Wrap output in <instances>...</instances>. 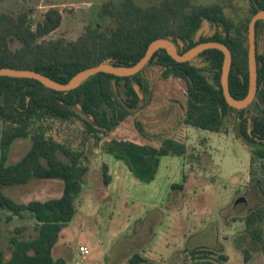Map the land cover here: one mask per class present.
Returning <instances> with one entry per match:
<instances>
[{
  "label": "trees",
  "instance_id": "obj_1",
  "mask_svg": "<svg viewBox=\"0 0 264 264\" xmlns=\"http://www.w3.org/2000/svg\"><path fill=\"white\" fill-rule=\"evenodd\" d=\"M236 0L198 3L196 0H162L158 5L142 6L135 0L108 1L102 4L100 15L111 18L110 30L87 26L74 40L49 39L63 21L59 8L51 7L40 22L30 12L17 15L0 13V68L33 70L60 82H69L77 73L106 63L133 66L139 62L149 45L160 38L171 40L180 54L201 42L226 44L233 61L229 77L231 95L243 99L249 91V24L253 16L264 10V0H241L247 4L245 16L228 15ZM208 23L211 33L199 32ZM264 33V19L256 24L258 92L254 102L245 109L231 107L224 96L221 76L224 53L210 49L188 62L175 61L165 49L158 50L144 70L134 76L118 77L98 73L78 88L63 92L50 89L28 78L0 77V224L2 211L6 218L22 217L29 212L38 223V235L31 240L13 237L11 257L5 260L0 251V264H63L53 257L60 235L74 218L76 199L83 190L88 172L81 165L82 152L47 135L46 120L84 123L88 134L100 140L137 113L152 98V85L145 70L155 67L164 76L181 77L186 83L185 125L223 132L228 117L234 119L235 137L251 149V165L258 161L264 167V53L259 52L258 39ZM13 43H19L13 47ZM255 106L260 113L252 110ZM137 128L143 129L137 123ZM31 137L32 143L24 157L7 164L13 143ZM106 153L125 162L129 171L143 182L156 179L161 159L166 156L185 157L184 138H167L160 147L133 141H117L105 146ZM63 154L68 158H61ZM104 164V183L112 177ZM34 179L61 180L63 192L59 198L18 202L5 192L7 187L30 183ZM186 181V176H183ZM264 194V178H258ZM173 187L181 188L182 185ZM245 229L264 251V205L243 217ZM20 231V230H18ZM247 253V251H246ZM188 257L201 264L214 260L226 262L228 256L211 249H195ZM129 264H149L140 254H134Z\"/></svg>",
  "mask_w": 264,
  "mask_h": 264
},
{
  "label": "rangeland",
  "instance_id": "obj_2",
  "mask_svg": "<svg viewBox=\"0 0 264 264\" xmlns=\"http://www.w3.org/2000/svg\"><path fill=\"white\" fill-rule=\"evenodd\" d=\"M108 1L120 0H0V13L17 15L27 11L40 22L49 8L57 7L63 21L47 38L74 40L87 26L110 30L115 25L113 19L100 15L102 4ZM135 1L153 6L162 0ZM215 1L223 0H196ZM247 8L245 2L236 0L228 15L245 16ZM211 31L205 23L203 32ZM258 44L259 52L264 53V33ZM145 77L152 85L151 100L113 132L101 134L100 140L88 134L79 120L45 121L47 135L82 152L81 165L88 167L83 190L75 203L77 212L61 232L53 249L54 259H63V264H129L128 260L137 253L149 264H201L188 257V252L211 249L227 255L228 260H210L207 264H264V251L247 233L242 220L264 205L258 182V178H264L263 162L251 165V149L235 137L231 117L223 132L185 125L186 83L181 77L164 76L155 67L147 68ZM252 110L260 113L255 106ZM2 129L0 122V137ZM167 138H184L187 154L163 157L152 182L138 179L124 161L105 149L114 140L160 147ZM31 143V137L17 139L7 164L21 160ZM60 156L68 161L63 154ZM104 164L112 177L109 185L104 183ZM174 185H182V189ZM5 192L18 202L45 201L62 195L63 182L34 179L25 185L7 187ZM241 198L244 200L239 201ZM1 214L0 251L9 260L12 238H36L38 223L29 212L11 221L6 220L8 211ZM80 246L90 251L85 260L79 254Z\"/></svg>",
  "mask_w": 264,
  "mask_h": 264
},
{
  "label": "water",
  "instance_id": "obj_3",
  "mask_svg": "<svg viewBox=\"0 0 264 264\" xmlns=\"http://www.w3.org/2000/svg\"><path fill=\"white\" fill-rule=\"evenodd\" d=\"M263 19L264 10H260L253 16L249 24L248 42L250 82L248 94L243 99H235L230 92L229 77L233 61L231 50L226 44L216 41L201 42L195 47L189 49L184 54H180L177 50V47L171 40L166 38H160L153 41L149 45L144 57L133 66H116L112 64L103 63L77 73L67 83L57 82L51 79L50 77L33 70L14 68H0V77L6 76L13 78L34 79L41 82L43 85L50 89L68 92L78 88L84 81L101 72L112 74L118 77L134 76L145 69L154 54L160 49H165L175 61L180 63L188 62L206 50L217 49L222 51L225 56L221 76V84L224 91L225 99L231 107L242 110L248 108L254 102L258 92L256 24L259 20ZM202 32L203 29L200 30L199 36L202 34ZM243 200L244 199L241 198L239 201Z\"/></svg>",
  "mask_w": 264,
  "mask_h": 264
},
{
  "label": "built area",
  "instance_id": "obj_4",
  "mask_svg": "<svg viewBox=\"0 0 264 264\" xmlns=\"http://www.w3.org/2000/svg\"><path fill=\"white\" fill-rule=\"evenodd\" d=\"M51 120H53V119H51ZM53 121H57V120H53ZM89 253H90V251L86 246H80L79 254H80L82 260H85L87 258V256L89 255Z\"/></svg>",
  "mask_w": 264,
  "mask_h": 264
},
{
  "label": "crops",
  "instance_id": "obj_5",
  "mask_svg": "<svg viewBox=\"0 0 264 264\" xmlns=\"http://www.w3.org/2000/svg\"><path fill=\"white\" fill-rule=\"evenodd\" d=\"M144 258H145V257H144ZM146 259H147V258H146ZM129 260H130V259H129ZM129 260H128V261H129Z\"/></svg>",
  "mask_w": 264,
  "mask_h": 264
}]
</instances>
